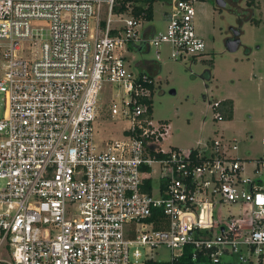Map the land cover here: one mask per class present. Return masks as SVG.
Masks as SVG:
<instances>
[{
	"label": "built area",
	"instance_id": "1",
	"mask_svg": "<svg viewBox=\"0 0 264 264\" xmlns=\"http://www.w3.org/2000/svg\"><path fill=\"white\" fill-rule=\"evenodd\" d=\"M169 4L165 28L145 32L130 2L0 0V264H158L186 244L264 263V135L254 157L220 132L163 146L155 75L129 68L130 44L154 46L155 60L163 43L173 58L204 52L194 0ZM104 92L128 126L97 142ZM162 245L168 259L152 252Z\"/></svg>",
	"mask_w": 264,
	"mask_h": 264
},
{
	"label": "rangeland",
	"instance_id": "2",
	"mask_svg": "<svg viewBox=\"0 0 264 264\" xmlns=\"http://www.w3.org/2000/svg\"><path fill=\"white\" fill-rule=\"evenodd\" d=\"M194 6L196 29L206 42L201 55L173 58L168 55V44L163 43L160 59L155 60V47L143 46L130 51L129 68L133 72L147 70L142 61H160L161 68L154 79L152 116L171 123L163 146L200 145L216 131H222L238 139L239 155L256 156L264 133V0H253L252 4L238 0L234 6L224 7L217 6L214 0H194ZM169 9V0L153 1V16L142 19V25L164 29V12ZM239 15L243 18L240 21ZM254 18L259 21H253ZM235 30H241L240 43L230 51L225 42ZM225 96L234 99L235 109L231 119L220 121L213 118L208 102ZM115 100L117 97L107 92L100 95L94 122L97 142L125 133L122 130L128 126V120L113 113L111 104ZM215 213L221 214L219 205ZM140 249L143 251L144 246L140 245ZM152 252L159 259L169 258L165 245Z\"/></svg>",
	"mask_w": 264,
	"mask_h": 264
},
{
	"label": "trees",
	"instance_id": "3",
	"mask_svg": "<svg viewBox=\"0 0 264 264\" xmlns=\"http://www.w3.org/2000/svg\"><path fill=\"white\" fill-rule=\"evenodd\" d=\"M116 1V9H125L126 3L130 2L132 3V13L135 15H143V18L145 19H151L153 16V1L155 0H115ZM247 3L252 4L253 0H246ZM239 21L241 20L240 17H238ZM255 22H258L259 20L257 18L252 19ZM240 32V31H239ZM144 45H129V48L131 50L136 49H142ZM146 62V60L142 61ZM152 68L149 67V75L154 76L157 74L161 68V64L159 61H155L152 63ZM140 73L145 72V70L140 69ZM153 87V85H150ZM148 112H152V103L151 99H148ZM217 109L220 111V119H230L233 115V100L230 97L222 98L219 100V104L217 106ZM193 246L191 244H186L184 247V250L181 255H179L174 261L170 262L168 260H162V261H154L158 264H236L232 260H223L214 262L211 261L209 258H207L202 252L195 251V256H193Z\"/></svg>",
	"mask_w": 264,
	"mask_h": 264
},
{
	"label": "crops",
	"instance_id": "4",
	"mask_svg": "<svg viewBox=\"0 0 264 264\" xmlns=\"http://www.w3.org/2000/svg\"><path fill=\"white\" fill-rule=\"evenodd\" d=\"M215 2V1H214ZM216 3V2H215ZM217 4V3H216ZM217 6H221V5H218L217 4ZM222 7H224V6H222ZM238 17H240L241 18V20L243 19L242 18V16L241 15H239ZM248 19H250V16H249V18ZM239 20V19H238ZM194 22H195V20H194ZM195 27H196V24H195ZM142 30L143 31H145V32H151V31H153V30H156V28H155V26L153 25V24H147V25H143V27H142ZM197 30V29H196ZM241 32V30H238L237 31V34H236V36H239V34H240V32ZM199 34V33H198ZM200 35V34H199ZM234 35V34H233ZM240 43V42H239ZM147 61V63H145L144 65H147V67H145V68H147V70L149 71L150 69H149V67H151L152 68V63L153 62H151L150 60H146ZM160 62V61H159ZM143 67V66H142ZM141 69H143V68H141ZM144 70V69H143ZM146 71V70H145ZM226 97H229V96H225V97H222V98H226ZM222 98H220V99H222ZM232 100H233V113H234V109H235V101H234V99L232 98V97H230ZM217 99V98H216ZM219 99V98H218ZM219 99V100H220ZM233 116V115H232ZM231 119V118H230ZM166 120V119H165ZM217 120H220V121H226V120H229V119H217ZM168 123H169V125L171 124L169 121H168ZM220 133H222L223 134V136L224 137H229V136H226L225 135V133L224 132H222V131H219ZM217 133H218V131H216V133H214L213 135H217ZM213 135H211L207 140H209ZM264 135V133L261 135V138H262V136ZM232 137H235V136H232ZM236 138V137H235ZM237 139V138H236ZM237 141H238V139H237ZM206 141H204L202 144H200L201 146L205 143ZM198 145H199V143H198ZM238 149H239V147H238ZM237 149V150H238ZM237 150H236V153L238 154V152H237ZM260 153V152H259ZM258 155V154H257ZM254 157V156H253Z\"/></svg>",
	"mask_w": 264,
	"mask_h": 264
},
{
	"label": "water",
	"instance_id": "5",
	"mask_svg": "<svg viewBox=\"0 0 264 264\" xmlns=\"http://www.w3.org/2000/svg\"><path fill=\"white\" fill-rule=\"evenodd\" d=\"M216 3L221 6H228V3L226 2V0H216ZM236 34H237V30H235L234 36L227 38L225 42L227 49L230 51L237 49L239 45L240 39H239V36H236ZM170 92L174 93L175 90L170 89Z\"/></svg>",
	"mask_w": 264,
	"mask_h": 264
},
{
	"label": "flooded vegetation",
	"instance_id": "6",
	"mask_svg": "<svg viewBox=\"0 0 264 264\" xmlns=\"http://www.w3.org/2000/svg\"><path fill=\"white\" fill-rule=\"evenodd\" d=\"M216 2V0H214ZM238 0H226V2L228 3V5H233L234 6V3H237ZM233 36V35H232Z\"/></svg>",
	"mask_w": 264,
	"mask_h": 264
}]
</instances>
